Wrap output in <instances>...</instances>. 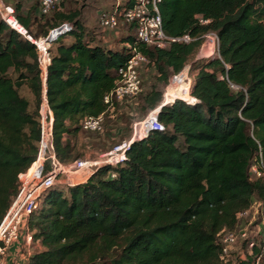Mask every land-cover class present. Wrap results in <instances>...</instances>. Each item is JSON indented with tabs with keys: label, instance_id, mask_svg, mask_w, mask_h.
Masks as SVG:
<instances>
[{
	"label": "trees",
	"instance_id": "1",
	"mask_svg": "<svg viewBox=\"0 0 264 264\" xmlns=\"http://www.w3.org/2000/svg\"><path fill=\"white\" fill-rule=\"evenodd\" d=\"M65 1L51 16L39 3L14 5L35 38L72 26L52 43L47 68L59 165L86 159L85 119L105 114L106 125L120 115L119 104L109 110L104 98L133 48L148 58L154 83L132 100L131 116L120 115L129 128L105 151L132 140L134 125L162 104L171 76L183 72L208 36H216L217 51L191 64L190 99L163 107L164 129L133 142L124 162L100 167L85 183L56 182L43 191L27 219L40 249L26 264H253L258 247L251 254L245 244V259L234 262L223 254L221 234L236 230L255 202L264 211V175L251 173L260 153L264 163V0H161L165 35L192 39L164 49L140 44L135 26L123 20L119 46L109 47ZM132 4L124 0L119 9ZM23 88L36 96L34 109ZM44 90L36 46L0 19V225L21 192L20 176L40 156ZM53 168L47 152L44 174Z\"/></svg>",
	"mask_w": 264,
	"mask_h": 264
},
{
	"label": "built area",
	"instance_id": "2",
	"mask_svg": "<svg viewBox=\"0 0 264 264\" xmlns=\"http://www.w3.org/2000/svg\"><path fill=\"white\" fill-rule=\"evenodd\" d=\"M36 1L39 3L41 13L44 15L50 14L60 3V0ZM122 1L124 0H118L117 5L112 12L102 15L101 26L103 28L117 30L120 26V20H123L125 24L135 26L136 35L140 44L156 49H164L170 43L174 42L192 41L189 36L173 39L165 35L163 21L159 11L161 0H132L133 4L130 8L120 11L119 7L121 6ZM0 19L11 30L17 32L36 46L40 70L44 80L47 74V68L50 64L49 50L52 43L57 41L61 35L70 31L72 26L66 24L60 29L51 31L45 38H35L19 21L14 6L6 4L3 0H0ZM148 63V58L138 47L132 49L130 59L119 71V81L117 82L116 87L104 98V102L108 105L109 110H113L116 104H122L129 101L143 92L141 70L148 65ZM190 86L189 83V91ZM165 98L166 95L164 100ZM177 99L187 101L180 98H176V100ZM164 100L156 110L149 114L146 120L135 125L134 129L136 130V133L131 141H123L110 151L100 154L95 159H79L67 165H59L56 162L55 156L52 154L53 157H51V159L54 168L46 174H44V164L47 160V156L45 158L44 153L43 165L39 174L33 176L32 180H30L32 177L30 179H23L22 176H26L27 174L21 175L20 180L22 179L25 183L22 184V189L17 200L0 225V264H5L9 249L14 243L20 240L22 226L27 223L28 217L37 208L38 198L43 191L54 185L61 176H68L74 173L92 175L100 167L106 165L117 166L124 162L126 160V152L133 142L140 141L147 137L151 131H161L164 129L159 121V114L163 107L172 104H166ZM41 115L43 137L40 155L43 150L44 136L48 130V136L50 135L49 141L52 147V115L47 102L44 99V94L42 97ZM105 117V114H102L96 118L92 117L85 119L82 124L83 131L97 134L103 133L105 129ZM49 118L50 121H48ZM44 147L46 151L47 146L45 145ZM251 173L257 178L264 175V163L261 153L259 159H257L252 165ZM259 207L262 208V205L259 204ZM25 236L28 242H32V236L28 232L27 225ZM221 242L223 244L224 256H228L230 249H233L239 244L242 246L246 244L247 251L251 254H253L254 249L258 247L259 252L254 255L253 264H264V211L263 219L260 224H256L254 228L251 229L238 226L234 231L224 232L221 234ZM240 257L241 259H245V253Z\"/></svg>",
	"mask_w": 264,
	"mask_h": 264
},
{
	"label": "rangeland",
	"instance_id": "3",
	"mask_svg": "<svg viewBox=\"0 0 264 264\" xmlns=\"http://www.w3.org/2000/svg\"><path fill=\"white\" fill-rule=\"evenodd\" d=\"M6 4L14 6L17 0H3ZM26 6L28 2L22 0ZM118 0H66L65 4L67 9H80L82 11L83 20L85 25L90 30H95L101 39L105 38L107 41V45L110 47H118V41L123 36V33L126 32L127 28L120 23V27L117 30H108L101 26V17L102 15L112 12L113 8L117 5ZM52 13L49 14L51 16ZM217 51V38L214 35H210L205 39V42L201 46V48L196 52L194 57L192 58L190 64L183 70V72L179 75H173L170 78L168 85L165 87L164 97L166 98L163 100L166 104L173 103L176 98L189 100L190 99V91L193 82V74L191 72V64L197 61H203L212 58ZM141 79L143 82V89L149 86L150 84L154 83V73L149 65L145 66L141 70ZM190 83V91L188 90V84ZM180 84V85H179ZM22 95L30 101L31 108L34 109L37 106L36 96L31 92L29 88L22 89ZM134 99V98H133ZM126 101L122 104H119V114H124L125 116H131L133 113L130 110V103L132 100ZM179 100V99H177ZM163 102V101H162ZM120 115L115 116L112 120L110 119L111 123H106L105 131L102 134L97 133H88L83 132L80 136V151L86 156V159H95L102 153H105L104 149L111 146V143L117 142L120 137L124 136L127 132V123ZM146 120V119H145ZM112 121H116L112 123ZM139 123V122H138ZM137 124V123H136ZM135 124V125H136ZM117 126V128L114 127ZM134 125V127H135ZM111 129V135L107 138L104 137L106 131ZM125 130V132H123ZM49 134V130H48ZM50 135L47 139V147L45 151V158L47 156V152L51 153V157H53V150L50 145ZM38 165H36L30 173L32 174ZM28 174V173H27ZM27 176V175H26ZM66 175H64V178ZM64 178H59L57 183L61 184ZM33 177L30 179L32 180ZM22 184L23 180L21 179ZM258 202H255L253 207L242 214L239 217V227H247L249 229L254 228L256 224H260L263 219V212L261 207H259ZM26 225L22 226L21 232L23 234L26 232ZM37 251V250H35ZM244 254V249L242 245L239 244L235 246L233 249H230V253L228 255L229 260L236 261L238 256H242Z\"/></svg>",
	"mask_w": 264,
	"mask_h": 264
},
{
	"label": "crops",
	"instance_id": "4",
	"mask_svg": "<svg viewBox=\"0 0 264 264\" xmlns=\"http://www.w3.org/2000/svg\"><path fill=\"white\" fill-rule=\"evenodd\" d=\"M25 2H28L27 5L29 6H33L34 4L38 3L36 0H25ZM103 41L107 45V41L105 38H103ZM135 133L136 130L134 129L133 136L135 135ZM39 163L40 162L38 160L37 164ZM30 175L27 178H30L31 177ZM90 176L91 175L85 173H74L66 176L65 178L64 176H61V178H64L63 181H61V183L75 186L87 182ZM25 237H26L25 233L23 234L22 232L20 240L11 246L7 254L5 264H26L28 262L29 257L35 253V250L40 249V246L38 244H33L32 242H28Z\"/></svg>",
	"mask_w": 264,
	"mask_h": 264
},
{
	"label": "bare ground",
	"instance_id": "5",
	"mask_svg": "<svg viewBox=\"0 0 264 264\" xmlns=\"http://www.w3.org/2000/svg\"><path fill=\"white\" fill-rule=\"evenodd\" d=\"M47 139H48V131H46V133H45V136H44V142H43V150H42V153H41V155H40V158H39V164H37V162L31 167V169L28 171V174H27V176L25 177V178H27L31 173H30V171L32 170V168L34 167V166H36V165H38V167H37V169L32 173V175H30L31 177H33V176H35V175H37V174H39V172L41 171V168H42V165H43V158H44V151H45V145L47 146ZM30 177V178H31ZM30 178H28V179H30Z\"/></svg>",
	"mask_w": 264,
	"mask_h": 264
},
{
	"label": "water",
	"instance_id": "6",
	"mask_svg": "<svg viewBox=\"0 0 264 264\" xmlns=\"http://www.w3.org/2000/svg\"><path fill=\"white\" fill-rule=\"evenodd\" d=\"M44 99L45 101L47 102V93H46V90H47V74H46V77L44 79Z\"/></svg>",
	"mask_w": 264,
	"mask_h": 264
}]
</instances>
